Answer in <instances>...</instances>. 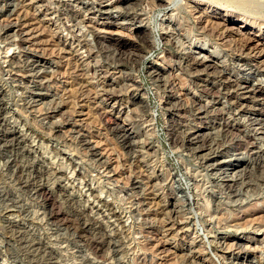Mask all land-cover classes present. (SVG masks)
<instances>
[{
    "label": "rangeland",
    "instance_id": "1",
    "mask_svg": "<svg viewBox=\"0 0 264 264\" xmlns=\"http://www.w3.org/2000/svg\"><path fill=\"white\" fill-rule=\"evenodd\" d=\"M150 1L33 0L24 8L45 29L35 25L37 42L55 39L32 45L47 49L37 58H20L19 28L0 25V264H264V100L252 90L264 88V25L240 17L264 16V0H195L201 4L190 15L185 0ZM204 11L253 37L260 56L191 30L206 24L198 23ZM117 39L129 51L148 39L142 59L120 60ZM55 43L84 64L86 98ZM192 59L250 85L238 89V100L221 86L216 104L252 138L250 151L225 139L218 120L187 113L181 121L175 103L190 104V91L200 95L216 77L211 66L192 73ZM161 78L176 89L160 86ZM105 90L118 122L134 128L138 151H126L99 115ZM174 123L192 147L203 137L211 146L175 148ZM52 207L61 220L52 219Z\"/></svg>",
    "mask_w": 264,
    "mask_h": 264
},
{
    "label": "bare ground",
    "instance_id": "2",
    "mask_svg": "<svg viewBox=\"0 0 264 264\" xmlns=\"http://www.w3.org/2000/svg\"><path fill=\"white\" fill-rule=\"evenodd\" d=\"M3 1H5L6 3L4 4V8H1L2 10L0 11V25L4 26L5 28L6 27H18L19 28L20 45L22 47L20 58L21 57H25V58L35 57V58H37V57H39V55L42 52H44V55H45V51L47 50L46 48H41L39 46L32 47V45H35V44L38 45V44H41L43 42V40H41L40 42L39 41L37 42V39H39L38 36L40 34H42L43 32L45 33V29H44L43 25L40 26L41 22H40L38 16H36L34 13H30V11H25L26 8H24V7L31 6V2L33 4V0L31 2L29 0H19L20 5H22V8H24V10H23L24 12L22 14L17 13L18 12L17 8L19 6L18 5L19 3L14 4V3H12L11 0H3ZM164 1H166L168 5H171V3L174 2V0H164ZM150 2L154 5L156 3V0H151ZM185 4H186V8L189 9L188 12L190 15V14H194V12L197 11V9L201 3H200V1H195V0H185ZM188 12H187V14H188ZM240 17H241V19L244 20V22L249 21V22H252L254 25L256 24L257 26L264 25V16L263 15L252 17V16H248L246 14L244 15L241 13ZM198 19H199L198 23L205 22L206 24H208V26L206 24L204 26L193 25V27L192 26L190 27L191 30H193V31L200 30L201 33H205L207 31V35L210 37V39L216 37L219 39V41H223V42L235 40L234 43H235V45H237V47H238L237 49L241 53L246 54V56L249 55V57L251 56L254 58H258L260 56L262 50L256 49V47L252 44L253 37L248 36L247 33L245 34V32L240 31V30H235V31L229 30L228 28L225 27V25H226L225 23H222L218 20H215L217 18H214L213 15L208 14L206 11H204ZM36 24H38V27L39 26L41 27L40 31H42V32H40V34L36 31L37 29L35 30ZM196 26H198V28H200V29H197ZM42 28L44 30H42ZM50 31L51 30L47 31V35L52 34ZM48 32H50V33H48ZM49 35H48V37H49ZM104 38L109 40L111 37H108L106 35ZM45 40H44V42L47 41V44H48L50 41L54 42L55 39H53V37H51V35H50V38L46 41ZM115 42H117L118 47L120 49V54H122V56L119 55V59L122 60L123 59L122 57L124 56L123 54L127 53V54H125V55H127V57H126L127 60H132L133 62H135L137 60L139 61L140 58L142 59V52H143L144 45L148 46V44H147L148 39H147V41L145 39H142V40L139 39L138 43H134V45H132L133 50L129 51L131 48L128 49V47H126V45H124L123 41L117 39V40H115ZM55 44H56L55 46L57 48L56 50L62 51V53H64L63 58H65V60L69 61L67 63V64H69L67 74L70 76V78H72V81L75 84H77L81 87L80 90L82 91V94H83L82 97L86 98L85 97L87 95L86 92H87V90H89L90 84L87 81V75H86L87 73H86V68L84 67V64L77 61L76 57H74L75 51L72 50L73 49L72 47L69 48L66 45V43H62L60 45L57 43H55ZM53 48H51V50L56 51L55 48L54 49ZM151 49H152V47H151ZM127 51H129V52H127ZM263 51H264V49H263ZM180 63H181V61H179V64ZM203 66H205V67L211 66V67L215 68L216 77H215L213 83L210 85H204L200 89V93H201V94L199 93L200 95H198L196 92L190 91L191 95L188 98H186L190 102V104L188 103L189 105L188 104L186 105L185 101L183 103L181 100L176 102V103L173 102V103H175L174 109L177 111V114L180 116L181 121L184 120V117H186L187 113H190V116H192L196 119H200V120H206L210 117H211V119L213 118L214 120H218L215 125L218 128V132H221L225 139L229 140L237 149H245L247 151H250L251 150L250 146H252L254 144L252 141V138L249 135H245L243 133V130L239 126V124H235L233 122L231 116L228 115V113L226 112V110H224L223 107L216 106V104H218V98H219V95L221 93V86L224 89H228V97L229 98H237V100H238L239 99L238 89H241V90L247 89L250 87V85L245 84V82H242L237 77L225 76V74L223 72H221V70H219V68L216 65H204L203 62H200L196 59L191 60L190 67H191L192 73H194V74L197 73L198 71L201 70L200 68ZM45 76L46 75H44V74H40L39 76H37V79H42ZM34 77H36V76H34ZM175 79L178 80V77H176ZM170 80L171 79H169V78H161V85L160 86H164L165 89L168 88L171 90V92H173V88L174 89H176V88L173 84H170ZM173 80H174V78H173ZM190 82H191V84H196L195 80H194V82H193V80ZM178 84L180 85V83H177L176 85H178ZM197 86H199V85L197 84ZM107 90H105L102 94H99V98H100L99 103L103 104L105 102L104 108H98L99 115H101L102 118H104L106 120V122H108V123L111 122V124H114L112 131L119 138L118 140H120L122 147L128 152H130L132 150H133V152L134 151L136 152V151H138V150H136L137 146L134 144V142L132 140L133 134H135L134 128L132 129V128L126 126L124 123L118 122L119 117H120V112L115 111L113 105L112 106L106 105V104H108V101L113 100V98H114L113 97L114 95H112L110 90L109 91H107ZM252 90H253V93H255L257 96L261 97L262 100H264V88H262L260 86V87L253 88ZM88 93L90 94V92H88ZM202 94L211 96L212 100H210L209 102H207V101L203 102V99L201 97ZM171 98H175V97L169 96L170 102L173 101ZM116 101H117V99H116ZM66 102L67 101L63 102V103H65L64 106L66 105ZM237 104L238 105L240 104L242 106L244 105L242 103H239V101H237ZM97 106H98V104H97ZM99 106H101V105H99ZM240 108H241V106H240ZM244 109L256 110L255 108H251L250 105L249 106L245 105ZM58 111L60 112L62 110L60 109ZM58 111H55V112H58ZM63 116H64V120L74 119V117H73L74 115H71V114L69 115L68 113H64ZM182 127H183V125H181L180 123H174L173 125H171L170 134L172 135V143L174 144L175 148L185 147V148H189L192 150H197L198 148L203 150V149H206V148L211 146L210 141L207 138L203 137L204 139L202 138V140L201 139L198 140L197 143H195L196 146L192 147L194 144V140L192 139L191 135H189V133L186 130L182 129ZM5 137L8 138L9 136H5ZM84 144H87V143H84ZM100 156H101V154H100ZM38 192L40 193V196L49 198L48 189L46 187L40 188V190ZM159 209H160V211H163V207L159 208ZM50 216L54 220H61V213L59 211L55 212L53 207L50 209ZM169 226H170V224L168 223V227ZM172 229H174L173 226H170L169 228H167V231H170V230L172 231ZM158 246H159V243H158ZM161 246L163 247V244H161ZM94 247L99 248L102 246L100 243L98 245L96 244V246H94Z\"/></svg>",
    "mask_w": 264,
    "mask_h": 264
}]
</instances>
